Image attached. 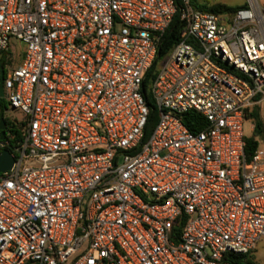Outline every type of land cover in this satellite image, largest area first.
Masks as SVG:
<instances>
[{"label": "built area", "instance_id": "obj_1", "mask_svg": "<svg viewBox=\"0 0 264 264\" xmlns=\"http://www.w3.org/2000/svg\"><path fill=\"white\" fill-rule=\"evenodd\" d=\"M178 2L0 0V101L20 114L0 110V264H237L264 238V153L243 134L264 102V5Z\"/></svg>", "mask_w": 264, "mask_h": 264}, {"label": "trees", "instance_id": "obj_2", "mask_svg": "<svg viewBox=\"0 0 264 264\" xmlns=\"http://www.w3.org/2000/svg\"><path fill=\"white\" fill-rule=\"evenodd\" d=\"M176 1L178 6L179 2L178 0ZM191 4L193 7H195L201 12L213 13V14L230 13L246 7V5L237 6V7H229L223 4L206 5L199 3L198 0H191ZM182 28H183V23L180 20L179 12L177 11L173 16L170 25L161 36L160 44H159V57L164 56L179 41V36L182 31ZM155 66L156 64H154V66L149 70L143 81L142 96L149 111L148 121L145 128V137H147L149 133L153 130V127L157 119V111L149 94L150 81L151 78L153 77V71L155 69ZM190 116H191L190 113L184 116V124L190 131L195 132L197 131V129H194V127H192L188 121V117ZM244 119L250 120L253 124V137L249 139H245V149H244L246 156L250 158L253 156V154L257 151L259 147L257 138H261L264 136V124L260 116L259 107L254 106L248 109L245 113ZM249 255L238 256L234 258V261L237 264H254L251 261Z\"/></svg>", "mask_w": 264, "mask_h": 264}, {"label": "rangeland", "instance_id": "obj_3", "mask_svg": "<svg viewBox=\"0 0 264 264\" xmlns=\"http://www.w3.org/2000/svg\"><path fill=\"white\" fill-rule=\"evenodd\" d=\"M260 5H264V0H256ZM201 4L214 5V4H223L229 7L243 6L247 4V0H198ZM0 110L4 113V116L7 117H20L19 113H13L10 111L8 106H5V101H1ZM4 107L8 112H4ZM260 116L264 124V102L258 105ZM243 134L245 139L253 137V124L250 120H245L243 124ZM259 147L258 149L264 153V136L257 138ZM251 261L254 264H264V238H262L257 244L255 249L249 255Z\"/></svg>", "mask_w": 264, "mask_h": 264}, {"label": "water", "instance_id": "obj_4", "mask_svg": "<svg viewBox=\"0 0 264 264\" xmlns=\"http://www.w3.org/2000/svg\"><path fill=\"white\" fill-rule=\"evenodd\" d=\"M0 98H3V78L2 73H0ZM5 122L2 118H0V138H4V129H5ZM14 163V159L12 155L4 150L0 152V173H5L9 171Z\"/></svg>", "mask_w": 264, "mask_h": 264}]
</instances>
